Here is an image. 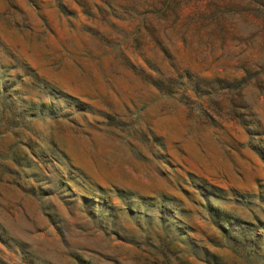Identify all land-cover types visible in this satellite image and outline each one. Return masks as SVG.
<instances>
[{"label": "rangeland", "instance_id": "obj_1", "mask_svg": "<svg viewBox=\"0 0 264 264\" xmlns=\"http://www.w3.org/2000/svg\"><path fill=\"white\" fill-rule=\"evenodd\" d=\"M0 264H264V0H0Z\"/></svg>", "mask_w": 264, "mask_h": 264}]
</instances>
